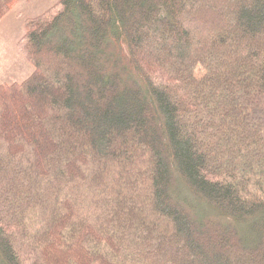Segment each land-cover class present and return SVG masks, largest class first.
<instances>
[{"label":"trees","instance_id":"1","mask_svg":"<svg viewBox=\"0 0 264 264\" xmlns=\"http://www.w3.org/2000/svg\"><path fill=\"white\" fill-rule=\"evenodd\" d=\"M24 29L0 264H264V0H58Z\"/></svg>","mask_w":264,"mask_h":264},{"label":"rangeland","instance_id":"2","mask_svg":"<svg viewBox=\"0 0 264 264\" xmlns=\"http://www.w3.org/2000/svg\"><path fill=\"white\" fill-rule=\"evenodd\" d=\"M58 0H23L0 20V82L23 80L34 72L18 41L25 31L27 17L37 15ZM201 210V208L199 207Z\"/></svg>","mask_w":264,"mask_h":264}]
</instances>
